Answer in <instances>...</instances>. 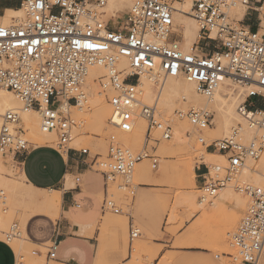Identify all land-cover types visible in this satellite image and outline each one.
Here are the masks:
<instances>
[{
    "label": "built area",
    "instance_id": "built-area-1",
    "mask_svg": "<svg viewBox=\"0 0 264 264\" xmlns=\"http://www.w3.org/2000/svg\"><path fill=\"white\" fill-rule=\"evenodd\" d=\"M184 4L199 27V44L188 50L181 45L183 27L178 30L174 20L176 6ZM19 5L24 20L9 27L0 24V92L10 91L21 104L20 110L1 117L0 160L11 157L16 163L18 156L31 149L24 129L17 127L21 111L39 115L40 129L56 135L58 152L89 157L87 150L68 148L75 126L69 110L88 100L85 83L93 68L104 70L97 81L101 91L109 94L110 124L129 134L139 119L144 120L148 140L153 130H160L164 140L172 133V121H161L156 105L141 101L138 85L142 75L151 76L152 60L158 62L159 73L150 79L161 84L181 77L207 99L228 79L243 89L236 112L245 129L237 125L226 138L210 145L209 150L224 163L204 166L199 176L201 201L216 198L231 184L249 199L248 210L232 236L233 260L234 264H259L264 251V188L237 178L249 161L264 154V34L260 33L264 0H134L126 13H108V0H20ZM236 8L245 12L240 21L231 15ZM89 44L94 47H85ZM174 117L187 119L198 131L213 122L209 112L195 108L176 111ZM245 133L251 134L248 141ZM99 159L92 158L90 169L103 178L102 209L120 215L121 210L108 198L109 185L119 178L123 182L117 188L128 189L135 167L150 161L155 169L158 158L147 148L133 153L111 136L107 161ZM2 234L8 243L21 236L17 224ZM138 236V230L130 231V242ZM57 248L58 242L52 241L49 259H54Z\"/></svg>",
    "mask_w": 264,
    "mask_h": 264
},
{
    "label": "rangeland",
    "instance_id": "rangeland-1",
    "mask_svg": "<svg viewBox=\"0 0 264 264\" xmlns=\"http://www.w3.org/2000/svg\"><path fill=\"white\" fill-rule=\"evenodd\" d=\"M133 1L129 0L128 4L123 5L121 9H115L113 6H109L108 3L106 11L108 13L111 11L126 13ZM19 4L20 0H0V24L4 16H9L6 10L20 9ZM184 6L185 4L177 7L183 9ZM244 13V9L236 8L232 10L231 15L235 20L240 21ZM262 14L264 15V10ZM23 20V15L17 19L13 17L9 26L17 25ZM196 24L194 27L185 25L181 45L186 50L199 44L198 25L196 26ZM262 26L264 27V23ZM188 30L192 32L188 33ZM261 32L264 34V29ZM98 69L96 70L97 75L92 81V87L90 85H88L89 88L86 87L88 91H92H85L86 94L91 92V95L87 94V103L79 107L80 109L89 108L90 116L84 119L81 116L83 110L79 111L78 107L69 110L71 120L75 123V126L72 127V141L69 143L68 148L76 151L87 150L91 160L93 157L99 156V161L106 162L109 138L115 136L116 142L125 149L138 153L143 148H147L151 154L158 158L155 169L152 168L150 161H143L135 167L129 178L130 187L128 189L119 190L117 188L123 182L119 178H116L115 182L109 185L108 198L116 203L117 208L121 210V214L115 215L107 211L102 219L101 254L103 259L101 263L234 264L233 258L236 257V251L231 247L232 236L248 210L249 199L245 195L236 192L233 184H231L221 191L216 198L202 202L203 193L199 189L200 185L196 176H194L192 185L190 184L184 188L179 186L180 171L187 163L192 162L194 164V174L198 167L204 169L205 165L224 163L222 157L209 150L210 145L214 142L227 137V135L225 136L218 131L213 100L208 101L195 92L205 104L195 109L206 110L213 118L212 125L208 129L198 131L190 125L187 119L174 117L175 112L179 111L178 108L182 107L178 102L175 103L172 110L163 109L164 112L162 111V108L155 101L161 84L160 82L150 81L148 82L150 86L139 88L141 101L147 105L155 104L161 121H172L170 138L164 140L160 130H153L152 139L148 140L147 124L141 119L136 122L131 133L122 134L110 124L112 110L108 104L109 94L101 91L97 81L98 77L104 74V70ZM89 77L90 75L87 82H89ZM95 78L96 82H94ZM228 86L232 93L229 102L234 103V114L237 119L236 122L233 121L234 125H244L242 127L245 129V123L236 112L238 105L242 103L240 95L243 89L232 83H229ZM11 95L18 103L19 109H21L19 101L13 94ZM192 108L194 107L190 106L186 111ZM19 116L21 122L17 127L24 129L25 139L31 147L39 146L36 142V134L28 131L25 127L23 113L19 112ZM179 129L183 136L180 143L174 138V134ZM52 136L53 140L48 145L57 150V137L54 133H52ZM250 137L251 134L245 133V141H248ZM154 140L158 142L155 143ZM147 180L148 182H146ZM237 180L256 188H264V154L257 161H249L247 168ZM68 181V187L73 188L75 186L74 179L68 178ZM229 192L232 197L227 194ZM43 193L50 198L52 197V191L50 190L44 192L28 187L21 176L20 167L15 161H12L11 157H3L0 160V202L3 203L0 204V239L5 240L2 233H7L12 225H18L21 236L9 242L16 253L17 264H53L52 261H45L46 247L50 244L48 243L43 247V257L38 259L33 255L35 247L28 242L24 234L25 223L34 215H44L50 217L52 221H56L59 217L61 202L57 207H52L50 199H48L49 202L39 200V196ZM235 195H237V198H235ZM104 198L103 192L101 193L102 202ZM191 199H194V203H191ZM241 200H244L242 201L244 204L240 205L238 203ZM203 215H208L205 217L209 218H205V221L202 222ZM128 217L134 219V229L139 231V236L132 242H130L127 231ZM192 225L196 229H194V234L190 235L188 229ZM201 226L207 228L203 227V231ZM189 235L191 238H188ZM194 237L197 242L196 240L193 241ZM191 242L208 244L211 248L202 250L199 247L200 245L198 247H181ZM156 243L159 245H155ZM123 246L126 247V255L117 258L122 255ZM130 248L132 251L129 256ZM128 260L130 261L125 263ZM259 264H264V251Z\"/></svg>",
    "mask_w": 264,
    "mask_h": 264
},
{
    "label": "crops",
    "instance_id": "crops-1",
    "mask_svg": "<svg viewBox=\"0 0 264 264\" xmlns=\"http://www.w3.org/2000/svg\"><path fill=\"white\" fill-rule=\"evenodd\" d=\"M250 19L248 17L245 20L248 22ZM38 145L31 147L26 155L18 156L16 164L20 167L21 176L28 187L60 193L61 210L56 221L44 215H34L25 223L24 234L28 242L35 247L33 255L41 259L43 247L55 240L58 242L55 257L48 258L50 245L47 246L46 262L103 264L101 263L103 255L98 257L102 247V219L106 213L102 209L101 201V193L104 192L102 176L90 169V157L72 151L61 154L48 143ZM202 171L200 167L195 170L197 182ZM68 178L74 179V182L78 178L79 182H75V186L69 188ZM134 228V219L128 217V235ZM200 249L207 250L201 247ZM131 251L130 248L129 256ZM0 264H17L14 249L2 239H0Z\"/></svg>",
    "mask_w": 264,
    "mask_h": 264
},
{
    "label": "bare ground",
    "instance_id": "bare-ground-1",
    "mask_svg": "<svg viewBox=\"0 0 264 264\" xmlns=\"http://www.w3.org/2000/svg\"><path fill=\"white\" fill-rule=\"evenodd\" d=\"M128 2H129V0H108L109 6H113L115 9H118V8L121 9L122 6L128 4ZM177 6H180V5H177ZM177 6H176V8L178 9V14H176L174 16L175 26H177L178 30H180L183 27L182 33L184 35L185 25L186 26L190 25L191 27H194L196 22L189 16L190 15L189 6L185 5L183 7V9H180ZM188 10H189V12H188ZM111 12H116V11H111ZM6 13H8L9 16H7V15L4 16L2 18V21H1V24L5 27H9L10 20L13 17L17 19V18L22 17V15H23V18H24V14H23V11L21 9H17V10L7 9ZM196 26H197V24H196ZM190 32H192V31L188 30V33H190ZM260 33L263 34V32H261V31H260ZM197 36H198V27H197ZM96 70H99L98 67L91 69L90 74H89L90 79H89V82H87V80H86L85 89L89 88L88 85H90L92 87V84H93L92 81H93L94 77L97 75ZM149 70H151L150 71V72H152L151 76H153V77H155V75L159 73L158 72L159 71L158 62L156 60H152V62H150V69ZM151 76L142 75L138 87L139 88H142V87L145 88V87L150 86V84L148 82L154 81L153 78L150 79ZM94 82H96V78H95ZM229 83H231L230 80H228V79L223 80L222 82H220L218 84L216 91L213 94V96L211 98H208V99L206 98V100H208V101L213 100V102H214L213 109H214V112L216 114L215 116L217 119L216 123H217L218 131L225 136L228 135V133H230L232 128H234L235 126L238 125V124L234 125L235 123L233 122V121L236 122L237 119H236V116L234 114V111H235L234 103L229 102L230 98L232 97V93H231L229 86H228ZM192 85H193L192 83L186 81L185 79H183L181 77L169 78V80H167V81H162L161 86H160V90H159L158 95H157L156 100H155L156 104L162 108V111H163V109L169 111V110H172L175 103L178 102L179 105L182 106L181 108H178V110L183 111V112H185L188 109V107H190V106H193L194 108H196L200 105H205V104H203V101L197 96L198 93L196 92V90L194 91L195 87H194V85L193 86ZM193 87H194V89H193ZM85 91H88V89ZM89 91H91V90H89ZM91 92L89 94L88 93L87 94L90 96ZM11 94L12 93L10 91L0 92V116H3L7 111H13V110L18 111V110H20L18 107V103H16V101L13 99ZM198 95H200V94H198ZM87 101L88 100H86L81 106L85 105L87 103ZM81 110H83V111H81ZM79 111H81V116L84 119H87L90 116L89 108H86V109H80L79 108ZM21 113H23V120H24L26 129L28 131L36 134V142L38 144L41 145V144H45V143H50L53 140L52 133L43 132L40 129V121L38 120L39 115L36 112H34V111H30V112L21 111ZM111 118H112V116L110 117V119ZM242 126H244V125H242ZM140 127H142V126H140ZM176 131H174V132L176 133ZM178 131L176 134H174V136H175L174 138L177 140L178 143H180V142H182L183 136L181 134V130L179 129ZM194 176H195L194 164L192 162H189L186 165H184V167H182V169L180 171L179 186L184 188L190 184L192 185L193 181H194ZM146 182H148V180ZM43 191L45 192L46 190H43ZM227 194L230 195V192ZM230 197H232V195H230ZM228 198H229V196H228ZM235 198H237V195H235ZM48 199H50V203H51L52 207H57L59 202H60V193L58 191H52V197L51 198L48 197L47 195H45L44 193L39 196L40 201L49 202ZM193 200L191 199V203H194ZM242 201H244V200L239 201L238 204H240V205L244 204ZM200 204H202V202H200ZM220 206H221V204H220ZM220 206H219V208H220ZM194 212H195V210H194ZM205 216H208V215H203L202 222L205 221V218H206ZM208 218H206V219H208ZM203 225H204V223H203ZM203 227H202V230H203ZM204 228H207V227H204ZM194 229H196V228H193V225H192L190 227V229H188V233H190V235L192 233L194 234V232H195ZM197 232H198V230H197ZM182 234H184V233H182ZM190 235L188 236V238L190 237ZM199 236H200V234H199ZM193 239H194L193 241L195 242V240H196L195 237ZM190 240H192V239H190ZM214 240H216V239H214ZM196 242H197V240H196ZM198 245H200L199 247H201L203 249H210L211 248V246H209L208 244H203V243L199 244V243H192V242L184 245V247H193V246L198 247ZM121 252H122L121 253L122 255L121 256L119 255L117 258L125 257V255H126V247L125 246L122 247ZM100 255H101V251H100V253H98V257H100Z\"/></svg>",
    "mask_w": 264,
    "mask_h": 264
},
{
    "label": "snow or ice",
    "instance_id": "snow-or-ice-1",
    "mask_svg": "<svg viewBox=\"0 0 264 264\" xmlns=\"http://www.w3.org/2000/svg\"><path fill=\"white\" fill-rule=\"evenodd\" d=\"M85 47L91 48V47H94V46L89 44V45H85Z\"/></svg>",
    "mask_w": 264,
    "mask_h": 264
},
{
    "label": "trees",
    "instance_id": "trees-1",
    "mask_svg": "<svg viewBox=\"0 0 264 264\" xmlns=\"http://www.w3.org/2000/svg\"><path fill=\"white\" fill-rule=\"evenodd\" d=\"M14 1H17V0H14Z\"/></svg>",
    "mask_w": 264,
    "mask_h": 264
}]
</instances>
